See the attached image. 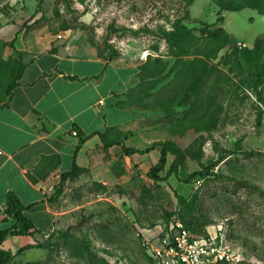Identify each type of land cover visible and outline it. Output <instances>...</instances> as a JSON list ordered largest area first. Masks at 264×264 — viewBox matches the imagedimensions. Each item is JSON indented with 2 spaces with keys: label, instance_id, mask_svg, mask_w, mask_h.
<instances>
[{
  "label": "rangeland",
  "instance_id": "obj_1",
  "mask_svg": "<svg viewBox=\"0 0 264 264\" xmlns=\"http://www.w3.org/2000/svg\"><path fill=\"white\" fill-rule=\"evenodd\" d=\"M190 1L0 0V27L19 26L26 42L49 35L54 44L90 43L106 58L113 46L118 56L126 53L139 60L142 72L145 66L163 65L152 79L155 88L144 113L159 142L173 143L160 176H166L174 161L180 164L178 174L167 181H154L148 171L134 169L127 180L105 188L85 174L59 183L62 191L53 199L57 225L36 243L53 247L37 251L26 246V255H15L7 264H95L94 255L109 264H158L141 240L167 222L180 197H197L199 214L212 222L207 231L221 229L248 264H264V44L258 67L245 52L264 38V14L250 8L253 0ZM238 6L243 10L236 11ZM177 25L201 39L190 59L208 58L209 66L220 70L200 77L195 71L199 85L188 97L182 90L181 97L174 93L179 80L176 49L160 33ZM220 28L231 42L214 57L215 44L204 41L203 33ZM234 50L236 62L229 58ZM156 97L161 107L155 105ZM221 155L225 159L213 169L214 176L186 182Z\"/></svg>",
  "mask_w": 264,
  "mask_h": 264
},
{
  "label": "crops",
  "instance_id": "obj_2",
  "mask_svg": "<svg viewBox=\"0 0 264 264\" xmlns=\"http://www.w3.org/2000/svg\"><path fill=\"white\" fill-rule=\"evenodd\" d=\"M18 27H0V231L18 229L16 213L33 228L9 234L0 249L26 255L57 225L53 199L74 164L78 176L105 188L134 169L149 175L162 147L125 152L161 143L147 110L121 105L140 81L139 60L126 53L106 58L90 43L54 44L49 35L26 42ZM10 197L22 207L13 209Z\"/></svg>",
  "mask_w": 264,
  "mask_h": 264
},
{
  "label": "trees",
  "instance_id": "obj_3",
  "mask_svg": "<svg viewBox=\"0 0 264 264\" xmlns=\"http://www.w3.org/2000/svg\"><path fill=\"white\" fill-rule=\"evenodd\" d=\"M254 3L250 6V8L257 10L258 12L264 14V0H253ZM192 0L190 1V3ZM243 8L241 6H238L236 8V11H241ZM162 34V38L166 40V42L174 47L175 52L173 56L176 59L175 62V76L179 77L175 95H179L180 91L186 92V96L188 97V93L193 90L195 92V87L197 86L198 82L196 79L204 72H211L218 74V70H216V67L209 66L208 61L210 59L208 58H202L200 56H195V58L190 59L192 56L191 51L193 48L201 45V39L197 35H195L190 29H188L185 25H177L174 27L172 31L167 30H161L160 32ZM204 41H210L211 43L215 44L214 47V57L218 56L220 51L231 42L230 34L224 29L220 28L216 32H204ZM264 44V38H260L256 40L255 47L253 49H246L245 52L248 55V59L252 66H259V62L262 60V45ZM110 49L111 55L110 58H114L118 56V52L114 50L113 46H108ZM238 50H234V53L229 56L231 61H235L238 56ZM208 59V60H206ZM229 60V61H230ZM162 66L157 64L154 68H151L149 66H145L144 71L140 69L139 77L140 81L137 84L136 89L132 90L127 95V100L123 101L121 105H132V106H139L141 109L149 110L150 106H148L145 102L152 97H150L149 91L153 88H155V85H152L153 78L159 73L162 72ZM141 68V67H140ZM180 69V70H179ZM195 71L198 73V77L195 75ZM209 80V79H208ZM152 85V86H151ZM199 85V84H198ZM173 95L172 97L167 95L168 98H175L177 96ZM169 98V99H170ZM155 101V105H160L158 107H161V102L159 97L153 98ZM157 103V104H156ZM174 103V100H173ZM164 109L166 107L164 106ZM81 143V142H80ZM172 142H161L159 144H154L151 147L147 148L146 150H138V149H132V148H125V152L128 154L133 153H143L150 151L153 147L161 146V156L159 159V162L154 165L150 172L149 176L154 181H167L174 173L178 174L179 169V162L174 161L172 165L170 166V169L167 171V174L165 177L160 176V173L165 170L166 165L168 163V155L171 151ZM80 144L78 145V147ZM224 155H221L218 160L211 161L207 166L204 167L201 171H196L186 178V182H193L197 180H201L205 177L214 176L215 173L213 169L218 165L219 162L223 161ZM80 171V168L74 164L73 168L68 171L64 172L61 175L60 180V186L65 184V182L68 179L75 178L78 176V173ZM61 189L58 190V193H61ZM179 207L173 211L167 213L166 221L168 222L173 215H176L185 225V227L194 235H206L207 234V226H209L212 222L210 219L206 218V216H201L198 212L197 207V197H194L193 199H183L179 198ZM9 204L13 207V209L21 208L22 206L12 197H10ZM20 206V207H17ZM18 222H20V225H18V229L16 230H3L0 231V246L3 243V241L8 237L9 234H19V235H26L29 234L30 229L33 228L32 221L26 217L23 214L16 213L14 215ZM37 248L42 249H51L53 246L50 242L48 243H41L36 246ZM15 254L11 251H5L0 249V264H7L9 259L13 258ZM94 259L96 260L95 264H109L108 261H106L103 258H99L98 256L94 255Z\"/></svg>",
  "mask_w": 264,
  "mask_h": 264
},
{
  "label": "built area",
  "instance_id": "obj_4",
  "mask_svg": "<svg viewBox=\"0 0 264 264\" xmlns=\"http://www.w3.org/2000/svg\"><path fill=\"white\" fill-rule=\"evenodd\" d=\"M219 230L194 235L173 215L163 226L144 234L141 243L158 264H248Z\"/></svg>",
  "mask_w": 264,
  "mask_h": 264
}]
</instances>
